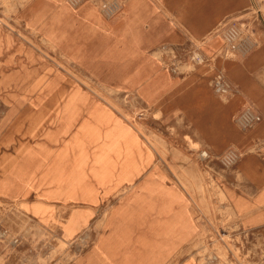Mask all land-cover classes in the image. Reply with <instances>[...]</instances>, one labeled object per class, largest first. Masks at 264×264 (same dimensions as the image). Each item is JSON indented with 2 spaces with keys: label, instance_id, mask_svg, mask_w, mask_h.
Masks as SVG:
<instances>
[{
  "label": "crops",
  "instance_id": "crops-1",
  "mask_svg": "<svg viewBox=\"0 0 264 264\" xmlns=\"http://www.w3.org/2000/svg\"><path fill=\"white\" fill-rule=\"evenodd\" d=\"M7 1L0 16L10 25L0 32L27 34L31 41L0 42L9 49L6 56L0 51V80L7 82V98H18L0 108V144L8 142L5 129L31 135L36 117L49 120L37 145L16 144L0 154V165L15 172L9 182L30 170L46 175L48 162L49 171L62 168L78 152L73 147L80 139L94 137V129L109 137L120 125L114 108L96 101L94 90L62 87L65 64L107 98H120L114 103L128 99L148 111L151 121L180 130L210 159L231 165L225 191L232 210L243 227L264 228V0ZM112 1L122 7L109 17L103 5ZM234 30L253 42L251 50L229 46ZM219 75L230 94L214 88ZM35 96L56 103L26 102ZM35 113L54 115H18ZM254 116L260 120L247 125ZM115 171L114 176H139L115 216L80 222L37 213L42 201L0 200L29 210L28 216L0 217V264H200L194 244L204 225L178 175L158 166L140 174ZM16 192L21 189L10 191ZM83 224L87 232L80 235Z\"/></svg>",
  "mask_w": 264,
  "mask_h": 264
},
{
  "label": "rangeland",
  "instance_id": "rangeland-1",
  "mask_svg": "<svg viewBox=\"0 0 264 264\" xmlns=\"http://www.w3.org/2000/svg\"><path fill=\"white\" fill-rule=\"evenodd\" d=\"M9 2L12 5L13 1ZM6 8L8 1L0 0V10L4 9L6 12ZM9 20L6 16H0L2 30H7L5 25H10ZM8 38L11 41H31L27 34L0 32V42ZM7 50L9 49L0 48L3 52L1 56H6ZM63 68L67 76L63 79L62 87L76 86L94 90L98 95L95 97L96 101H106L114 108L118 118H121L120 125L114 129L116 132L113 130L109 133L112 135L106 138L99 136L100 131L94 129L95 136L80 139L79 144L73 147L78 152L70 153L72 158L67 162L64 159L62 168L59 166L56 170L49 171L48 162L46 175L37 176V171L30 170L24 177L16 174L14 182H9L8 179L15 175L14 170L7 169L5 163L0 165V178L5 177L0 180V200L42 201L39 205L42 208L35 210L37 213L74 217L80 222H87L93 217L115 216L123 209L121 197L130 193L139 179L138 175L114 176L115 170L126 168L137 170L131 172L140 174L141 171L158 166L170 169L178 175V181L192 196L197 206V219L204 225L194 244L196 252L200 254L196 257L200 264H264V228L243 227L228 201L225 183L227 172L232 169L231 165L227 168L222 160L199 158L203 151L201 146L192 143L189 137H181L180 130L166 128L151 121L152 115H149L148 111L135 108L126 98H123L122 105L118 104L120 98H107L103 95L101 87L80 77L69 66L63 64ZM6 83L0 80V108L3 109L5 105H12L18 99L14 96L7 98ZM49 86L51 85L48 83L47 87ZM65 99L64 97L63 100ZM114 99L117 102L114 103ZM26 102L32 105L56 103L55 98H48L46 101V98L39 96L29 98ZM18 115L45 116L54 113ZM1 116L3 112H0V118ZM155 118L158 117L155 115ZM36 120L31 135H24L22 130L17 128L5 129L4 141L8 142L0 144V154L10 153L8 151L16 144L27 142L37 145L39 141L44 140L43 133L49 120L38 121V117ZM63 139L65 140V137ZM183 140H186V143ZM189 154H195L198 160H195L196 156ZM188 170L193 171L189 173ZM58 173H62V176H58ZM13 188L21 189V192L10 193ZM118 199L119 203L113 207ZM55 203H60L62 208L48 207ZM21 206L25 205L0 204V217L28 216L29 210ZM82 227L80 235L86 234L88 225L83 224ZM102 227L103 225H95V228Z\"/></svg>",
  "mask_w": 264,
  "mask_h": 264
},
{
  "label": "built area",
  "instance_id": "built-area-1",
  "mask_svg": "<svg viewBox=\"0 0 264 264\" xmlns=\"http://www.w3.org/2000/svg\"><path fill=\"white\" fill-rule=\"evenodd\" d=\"M121 7L122 6L118 1H112V2L105 3L103 5V10L106 12V14L109 17H113L119 13ZM246 40H247V37L245 38L243 37V35L241 37V33L237 30H234L231 32L230 37H229V46H231L233 49L242 47V50L244 52H248L249 50L252 49L253 42L247 43ZM195 59H196L195 61L197 62L201 60L200 58H195ZM214 88L216 89L218 93H221V94H230L231 92L230 86L225 80V77L223 75H219L215 79ZM259 120H260L259 116H254L253 120H251L250 122H247V125L251 124L252 122H258ZM200 157L203 160H209L211 158L208 151L206 150H203L200 153ZM232 161L234 160L232 159ZM228 163H232V162L229 161Z\"/></svg>",
  "mask_w": 264,
  "mask_h": 264
}]
</instances>
